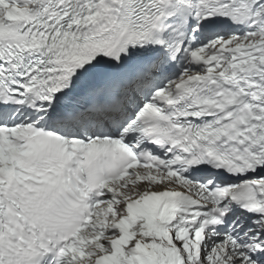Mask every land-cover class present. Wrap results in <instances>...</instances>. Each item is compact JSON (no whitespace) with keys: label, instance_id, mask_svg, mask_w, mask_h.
<instances>
[{"label":"snow or ice","instance_id":"1","mask_svg":"<svg viewBox=\"0 0 264 264\" xmlns=\"http://www.w3.org/2000/svg\"><path fill=\"white\" fill-rule=\"evenodd\" d=\"M0 264H264V0H0Z\"/></svg>","mask_w":264,"mask_h":264}]
</instances>
